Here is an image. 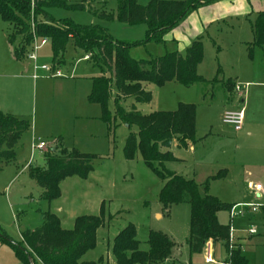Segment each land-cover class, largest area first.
<instances>
[{"label":"rangeland","instance_id":"obj_1","mask_svg":"<svg viewBox=\"0 0 264 264\" xmlns=\"http://www.w3.org/2000/svg\"><path fill=\"white\" fill-rule=\"evenodd\" d=\"M62 1L81 2L85 9L50 7L47 13L56 22L98 25L106 28L114 41L124 44L146 37L144 23L128 24L101 17L102 13L115 14L116 0ZM136 1L145 5L149 0ZM33 5L31 0V11ZM261 10L264 0H214L190 10L163 35L162 41L131 46L128 51L132 58L148 59L172 51L184 54L190 42L200 38L202 60L196 70L203 80L189 86L175 81L159 87L143 83V88L151 92L149 102H135L131 97L121 101L125 110L135 109L141 114L173 110L179 102L195 106L193 150L171 147L174 156L183 162H168L166 168L199 184L209 179L211 195L223 203H240L246 208L244 216L220 210L217 220L229 225L232 247L240 246L248 264H264V47H254L251 53L247 48V43L253 40L251 23ZM36 19L43 21L44 17L36 15ZM31 22L34 24L32 16L30 27ZM11 30L7 22L0 20V37L5 39ZM39 40L38 37V45ZM9 46L12 56L5 52L3 65L10 63L11 68L3 71L0 67V75L7 76L0 77V110L26 119L29 126L15 145L14 158L7 162L0 160V264H42L36 256L17 252L10 242L26 250L22 235L42 225L44 212L54 213L61 227L70 229L77 216L96 215L101 205L104 222L96 231V245L81 260L102 256L104 264H114L112 239L130 223L135 226L140 248L146 247L149 231L163 232L173 241V258L158 264H202L207 254L214 261L225 260L221 242L207 245L201 253L189 252V204L176 203L163 209L158 198L162 180L145 165L139 153L131 160L124 157L123 147L130 129L118 118L108 127L101 118L99 105L88 100L92 78L109 75L104 66L94 64L92 56L85 59L90 54L74 47L73 41L68 42L63 62L58 66L53 61L48 38L36 49L32 43L28 45L20 58L13 56V47ZM30 54L35 59L29 58ZM2 81L11 86L2 87ZM228 81L240 89L233 86L234 92L229 94L225 88ZM107 105L113 115L112 98ZM241 108L244 115L241 131L222 123L224 110ZM259 117L261 126L255 125ZM256 130L263 131L261 137H255ZM131 131H136V127ZM39 140L45 142V148L32 149V144ZM55 147L94 158L86 178L77 175L64 178L59 183L60 196L47 201L41 196L42 187L29 178L27 167L31 164L44 168L43 153ZM220 169H225V177L210 179ZM247 182L259 183L262 192L248 188ZM250 227L255 230L253 235L247 233Z\"/></svg>","mask_w":264,"mask_h":264},{"label":"trees","instance_id":"obj_2","mask_svg":"<svg viewBox=\"0 0 264 264\" xmlns=\"http://www.w3.org/2000/svg\"><path fill=\"white\" fill-rule=\"evenodd\" d=\"M0 0V20L7 22L12 30L7 34L8 43L13 47V56L20 58L32 38H48L52 44L53 61L63 62V55L69 41L76 48L92 56L94 64L104 66L109 75L101 74L92 78L88 100L99 105L101 118L108 127L118 118L130 129L123 147L124 157L131 160L136 153L141 155L145 165L163 184L159 191V201L164 210L176 203H188L190 206L189 236L187 244L190 253H201L207 242H221L226 251L225 262L230 264H248L241 253L240 246L234 248L229 243V225L217 220V212L229 210V203L221 202L211 195L209 179L196 183L193 179L166 168V163L176 161L170 148L173 144L186 148L195 142V106L179 102L173 110H155L141 114L135 109L125 110L121 101L131 97L135 102H149L151 92L143 88V83L162 86L175 81L189 86L202 81L196 67L202 60V42L193 39L185 53L167 52L148 59H134L129 48L153 40L160 42L163 35L182 21L188 12L200 5L214 0H149L145 5L136 0H116L115 14H101L103 19L116 18L121 23H144L147 26L146 37L133 44L114 41L106 28L98 25H76L66 20H54L48 13L50 7L61 6L84 10L81 2L67 4L62 0ZM36 15L44 17L37 20ZM33 17V32L30 17ZM68 27L66 29L65 27ZM253 40L247 43L252 52L254 47H264V10L257 13L251 23ZM225 88L232 92L233 83L228 81ZM112 87L115 93L112 91ZM113 99L114 112L108 109V100ZM26 119L4 113L0 110V160L7 162L14 158V148L20 135L28 128ZM136 127V131H131ZM93 155L76 150H56V147L43 153L45 167L29 164V178L43 189L42 198L52 201L60 196L59 183L66 177L77 175L86 178L92 170ZM220 170L210 179L221 178ZM102 205L96 215H80L74 219L72 228L64 229L59 218L52 212H44L42 225L22 235L27 249L10 242L17 252L29 257L36 256L42 264H104L103 257L84 261L81 257L96 245V231L103 225ZM145 248H140L136 239V229L128 224L112 239L111 253L114 264H158L170 257L174 246L170 237L159 231H149ZM195 264V263H189ZM207 264V263H202Z\"/></svg>","mask_w":264,"mask_h":264},{"label":"built area","instance_id":"obj_3","mask_svg":"<svg viewBox=\"0 0 264 264\" xmlns=\"http://www.w3.org/2000/svg\"><path fill=\"white\" fill-rule=\"evenodd\" d=\"M31 28L33 31V22H31ZM46 42V38H40L39 40V45H42ZM32 44H33V48L36 49L39 45L37 44V37H33L32 40ZM29 58L31 59H35V55L34 54H30ZM36 68V66L34 67ZM41 68L47 69L46 66H41ZM56 74H58V72H56ZM236 90H239L240 87L237 85L235 86ZM243 110L241 109H226L223 111L222 115H221V121L224 124L227 125H231L233 127L234 130L238 131L241 129L242 124H243ZM45 142L44 141H37L36 143L32 144V149H38V150H43L45 148ZM248 188L256 191V192H262V186L259 183H248ZM252 210H254V208H252ZM246 208L243 207L240 203H235L231 206V208L229 209V213L234 216V215H239V216H244ZM247 233L249 235H253L255 233V230L253 227H250L247 230ZM229 243L230 246H232L231 242H232V236L230 234V230H229ZM208 243V242H207ZM206 248V246H205ZM204 263L207 264H230L229 262H225V261H214L212 258L211 254H207L204 257Z\"/></svg>","mask_w":264,"mask_h":264},{"label":"crops","instance_id":"obj_4","mask_svg":"<svg viewBox=\"0 0 264 264\" xmlns=\"http://www.w3.org/2000/svg\"><path fill=\"white\" fill-rule=\"evenodd\" d=\"M5 36H7V34H5ZM3 38V39H2ZM3 40H6L5 41V43H4V41ZM8 41H7V38L5 37V39H4V37H2V35H1V37H0V67H1V69H3V71H6V69H10L11 68V65H10V63H6V64H4L3 65V59L6 57V55H5V52H8L10 55H8V56H12L11 55V53H10V46H9V43H7ZM6 44H7V46H9V47H6ZM8 48H9V50H8ZM5 56V57H4ZM88 57V55H85L84 56V58L86 59ZM0 77H3V78H7V76L5 75V74H3V75H0ZM233 83V86H234V88H235V86H236V84L234 83V82H232ZM263 85H264V82L262 83ZM8 87V86H11V85H9V84H3V81H2V87ZM239 86V85H238ZM240 87V86H239ZM9 88H11V87H9ZM234 91H232L231 92V94L233 93ZM230 94V93H229ZM239 94V93H238ZM239 97V100H240V97H241V94L238 96ZM260 118L261 117H259V118H257V120H256V122H255V125H258V126H261V123L259 122V120H260ZM243 120H244V118H243ZM242 129V128H241ZM241 129L240 130H238V131H241ZM256 132H257V134H256V138H259V137H261V133H263V131H257L256 130ZM171 147H176V148H179V147H177V146H175V144H173V146H171ZM187 148H189V150H193V144H190V145H188L187 146ZM171 149V148H170ZM172 152V151H171ZM172 154H173V152H172ZM174 155V154H173ZM175 157V156H174ZM176 158V161H178V162H183V159L182 158H177V157H175ZM175 162V161H174ZM220 170H223L224 171V175L222 176V177H225V175H226V172H225V169H220ZM219 170V171H220ZM218 171V172H219ZM248 183H250V182H247V187H248ZM229 204H234V203H229ZM157 215H159V217H160V214H157ZM239 244V243H238ZM207 245H208V247H210V245L212 246V245H214V244H212L211 242H208L207 244H206V248H207ZM242 253V252H241ZM243 254V253H242ZM244 255V254H243ZM245 256V255H244ZM173 258V254H172V252H171V255H170V257L169 258H167L166 260H164V261H162V262H165V261H168V260H170V259H172ZM247 258V257H246ZM247 260H248V258H247ZM249 262V261H248ZM161 263V262H160Z\"/></svg>","mask_w":264,"mask_h":264}]
</instances>
